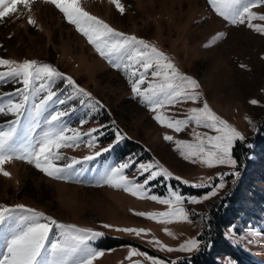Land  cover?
<instances>
[{"label":"rangeland","instance_id":"rangeland-1","mask_svg":"<svg viewBox=\"0 0 264 264\" xmlns=\"http://www.w3.org/2000/svg\"><path fill=\"white\" fill-rule=\"evenodd\" d=\"M81 3L91 15L103 19L118 31L154 44L182 73L199 82L202 100H206L218 116L245 137L253 136L256 123L264 118V35L246 26L228 24L212 11L207 0H120L124 6L123 14L110 0H81ZM255 10L264 12V6ZM29 15L35 19V25L28 24ZM219 32L226 35L213 39ZM0 58L17 61L29 59L51 64L71 76L79 86L99 100L104 107L90 115L89 107L82 106L79 99L66 105L75 109L68 117L71 127L87 132L91 128L105 126V135L96 150L112 142L115 137L113 127L128 137L113 152L83 165V173L67 181L52 179L23 161L6 163L3 167L11 175L5 177L0 174V204H24L59 222L105 233L92 242L94 248L104 250V255L94 264H151L138 253H147L165 264H172L192 255L180 251H161L158 245L149 241L154 237L164 245L177 248L185 240L197 237L210 205L227 192L233 177H225L226 186L218 197L200 204L184 205L190 212L191 223H159L136 215L139 212H164L168 206L107 185L98 186V180L105 167L132 157L138 162L159 161L169 171L190 182H200L209 176L213 182H218L216 173L229 172L230 168L218 166L209 169L199 163L192 164L175 150L174 142L163 138L167 133L174 140L192 141L193 130L209 135L215 133L195 125L177 133L158 124L153 119L154 113L133 98L124 73L101 58L75 26L45 0H35L30 13L18 6L17 13L0 21ZM4 70L0 67V71ZM19 86L11 82L0 84V93L10 92ZM56 87L64 89L65 85L57 81ZM253 99L258 103L251 104ZM196 106L200 104L189 102L183 105L182 110L170 108L168 114L183 118L187 108ZM9 118L0 116V123ZM80 118L87 121L83 126L80 125ZM112 121H115V125ZM62 151L67 157L81 158L90 154L86 144ZM134 173L135 169L128 171L129 176ZM152 183L154 187L150 192L162 198L168 195V185L185 196H200L205 191L174 179L161 182L158 178ZM258 186L264 194V184L259 183ZM246 212L248 216L245 213L244 218L232 224L246 239L237 245L235 241L225 238L245 251L251 259L264 263V211L249 207ZM106 224L111 227L105 228ZM123 228H143L147 232L137 236L135 233L117 231ZM165 228L173 235H167ZM228 228H224V236ZM4 234L0 229V246L3 245ZM55 234L58 235V231ZM248 240L252 243H248ZM106 244L109 246L106 247ZM131 249L137 252L129 256ZM218 261L221 264H235L226 256L219 257Z\"/></svg>","mask_w":264,"mask_h":264},{"label":"snow or ice","instance_id":"snow-or-ice-1","mask_svg":"<svg viewBox=\"0 0 264 264\" xmlns=\"http://www.w3.org/2000/svg\"><path fill=\"white\" fill-rule=\"evenodd\" d=\"M35 0H0V21L17 13L22 6L29 13ZM58 9L68 23L75 26L87 42L108 64L121 70L131 87L133 98L148 107L154 113L153 119L163 127L180 133L191 125L203 127L215 135L193 130L194 140H174L173 136L164 134V140L174 142L175 150L180 156L192 164H201L209 169L226 166L229 172L216 173L218 182L211 176L200 182H190L175 175L159 161L138 162L127 157L114 162L101 172L98 186L107 185L130 193L133 196L151 199L168 206L164 212H139L136 215L146 216L159 223H191L190 212L184 207L188 204H200L218 197L226 186L225 177H233V183L240 177L238 160L233 155L237 142H246V137L226 120L218 116L206 100H202L200 84L192 76L186 75L171 59L154 44L135 35L126 34L111 27L103 19L91 15L82 7L81 0H45ZM124 13L120 0H110ZM212 11L228 24L246 26L248 29L264 35V12L257 7L264 6V0H207ZM28 24L36 21L28 16ZM219 32L213 39L225 36ZM0 84L15 83L20 85L10 92L0 93V116L10 117L0 123V174L10 177L11 173L4 165L13 160L33 165L46 176L56 180H69L83 173V165L113 152L128 137L121 130L113 127L115 137L106 147L96 150L100 139L105 135L104 127L91 128L87 132L71 127L68 117L75 111L67 108L68 102L79 99L82 106L87 105L91 113L102 109L104 105L92 96L85 88L55 66L23 59L21 61L0 58ZM243 67V65H242ZM61 81L64 89L56 87ZM71 90L68 95L65 93ZM64 97V98H62ZM199 103L200 106L187 108L183 118L169 115V109L182 110L187 103ZM257 104V100H251ZM245 119H248L245 117ZM80 125L87 121L80 118ZM251 124L252 121L249 120ZM115 125V121H112ZM86 144L90 154L81 158L67 157L62 151L65 148H76ZM249 148L251 144L247 145ZM58 161H67L58 163ZM81 166V167H77ZM135 169L129 176L128 171ZM158 178L161 182L176 180L184 185L205 189L200 196H185L176 188L168 185V195L160 197L150 192L152 182ZM159 217L165 219L159 220ZM207 219V217H203ZM105 228L111 225H104ZM0 229L3 230V245L0 246V264H94L104 255V250L94 248L92 242L103 237L105 233L91 228H81L74 224H65L46 215L42 211L27 207L24 204L8 206L0 204ZM58 231V235L55 233ZM140 236L146 233L143 228L117 229ZM165 233H173L164 229ZM227 239L237 245L246 237L241 236L236 225H230L225 232ZM149 243L158 245L161 251H180L196 253L204 242L191 237L177 248L162 244L154 237ZM248 243H252L248 240ZM210 246V244H209ZM131 249L129 256L136 253ZM145 256L151 264H165L157 257L147 253ZM175 264V262H173Z\"/></svg>","mask_w":264,"mask_h":264},{"label":"trees","instance_id":"trees-1","mask_svg":"<svg viewBox=\"0 0 264 264\" xmlns=\"http://www.w3.org/2000/svg\"><path fill=\"white\" fill-rule=\"evenodd\" d=\"M255 128L253 136L246 137V142H237L234 146L233 155L238 160L241 174L222 197L212 202L205 215L207 219L202 220L197 236L204 242L201 250L177 260L175 264H221L218 258L225 256L235 264H264L251 259L224 236V228L244 218L245 213L249 215L247 208L264 211V194L258 186L259 183L264 184V118L256 123ZM248 144L252 147L249 148Z\"/></svg>","mask_w":264,"mask_h":264}]
</instances>
